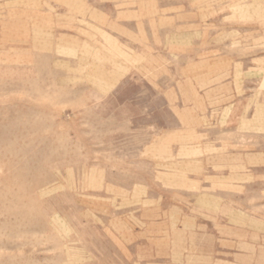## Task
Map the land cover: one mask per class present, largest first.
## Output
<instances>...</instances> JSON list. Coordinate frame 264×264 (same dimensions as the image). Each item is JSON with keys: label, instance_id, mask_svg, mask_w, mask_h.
Wrapping results in <instances>:
<instances>
[{"label": "rangeland", "instance_id": "rangeland-1", "mask_svg": "<svg viewBox=\"0 0 264 264\" xmlns=\"http://www.w3.org/2000/svg\"><path fill=\"white\" fill-rule=\"evenodd\" d=\"M0 264H264V0H0Z\"/></svg>", "mask_w": 264, "mask_h": 264}]
</instances>
